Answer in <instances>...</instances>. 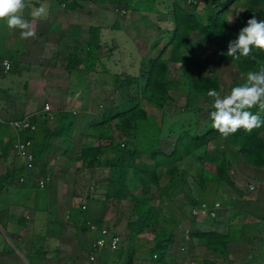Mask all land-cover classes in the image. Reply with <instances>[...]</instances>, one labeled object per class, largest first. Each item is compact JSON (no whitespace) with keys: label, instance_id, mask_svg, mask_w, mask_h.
Masks as SVG:
<instances>
[{"label":"crops","instance_id":"crops-1","mask_svg":"<svg viewBox=\"0 0 264 264\" xmlns=\"http://www.w3.org/2000/svg\"><path fill=\"white\" fill-rule=\"evenodd\" d=\"M174 1L176 0H39V2L32 0V4L36 7H39V3L46 4L48 15L45 19L33 21L30 16L31 8L25 9L24 18L33 23L35 30V35L29 39H21L19 29H9L4 21H0V57L11 61L13 66L11 73L22 68V74L25 73L26 76L25 83H21L20 86L23 89L19 94L21 98L15 99L0 88V96L3 95V100L6 102V104L0 103V143L5 147L11 142L15 134L10 129L9 123L23 118H29L30 122L31 119H35V124L32 123L36 126V131L33 134L35 145H41L46 141L47 132L51 134L61 128L59 131L61 137L52 136L50 140L52 151L36 165L33 171L29 172L32 180L28 185L19 186L16 182V176L25 171L21 161L16 159L14 162L12 150L6 156L0 152V264H163L151 257L154 240L151 244L144 242L147 247L150 246V250L147 251L142 244L135 241L137 236L132 235L127 228L125 229L130 236H127V240L121 244L120 249L123 251L120 254L104 251L96 256L94 263L89 262L87 246L92 236L87 232V228V231H82L85 226L84 222L88 218H85L84 214L82 219H77L78 222L73 221V223H71L72 221L68 222L67 219L72 218L71 214L83 204L85 199L92 202L91 205H85L91 218H93L92 208L97 207L103 212L109 205L112 208L118 206L114 205L111 200H106L109 180L107 168H83L85 164L77 159L80 155L79 152L86 148L82 146L84 145V136L94 129L97 130V127L88 126L89 117L86 114H81L79 110L76 111V114H71L74 116L71 120H68L70 118V114H67L68 110L61 109L54 112L53 108L55 107L49 102L46 104L50 107V111H44V105H39V102L34 98L37 95H34L33 87L46 85L44 82L41 84L42 79L38 74L47 69L45 65H49V69H55L62 65L58 61L64 60V56L69 53L72 45L75 46L74 48H81L82 45V48L85 49L91 28L99 29L100 44L105 43L108 47L107 53L112 52V48L117 46L115 45V36L121 39V43L123 38L129 39L128 36L135 40L137 34L150 30L155 24L161 25L162 27H159L162 29L169 28L172 31L171 13ZM177 1L183 8L185 0ZM225 1L216 2L213 0L209 1L207 5L208 8L215 9L216 5ZM243 2L246 5L242 12L236 13L231 8ZM230 8L231 10H229ZM263 9L264 0H236L224 12V19L227 24L231 25L233 22H227L230 18H233L234 21L241 14H246L250 18L251 14ZM140 19H144V21H140ZM201 19L205 20V18ZM106 35L110 37L111 42L105 41ZM117 44L120 46L119 43ZM221 64L224 66V64L230 63ZM64 68L66 69V65ZM80 69L77 67V71ZM66 72V76L72 74L67 70ZM8 74L0 73V87H4L2 82ZM19 77L21 78L20 75ZM69 84L65 86L64 95L66 93V97H63L61 104H67L68 100L69 102L73 101V104L76 102L81 105L82 100L75 92L77 88L80 90L83 88L84 81L80 79L75 82L72 88L76 89L72 91H70ZM30 87L33 89V93ZM5 96L12 98L5 101ZM69 122L71 123L68 125ZM66 123L70 132L68 131L65 138H62ZM59 141L60 143H58ZM56 142L62 146L61 150L56 148ZM65 147H70V149ZM67 150H69L68 153H66ZM75 151H78V155H72L71 152ZM80 168L82 170L79 172ZM254 171L259 175L261 173V169H254ZM39 179H48L47 189L43 188L47 192L41 193V196L35 192L29 195L28 191L38 186ZM96 181H99L97 187L104 189L99 194L95 190ZM151 189L150 193H152ZM156 194L167 199V202H169L168 199L173 200L175 204H177V197L180 195L165 191ZM188 197L192 199L193 203H189L191 210L185 216L182 215V211L177 205H174V212L170 214L166 212V207L160 206L163 219H161L162 224L158 229L161 231L160 233L168 229L172 230L173 235V242L167 250L164 264H181L189 258V253L191 256H196V264H264L262 216L248 212L245 207L231 210L220 206L214 208L213 205L209 206L208 210L213 215L208 212H198L193 215L192 210L199 209L196 205V202L199 201L194 196ZM231 197L233 202L236 201L240 205L246 203L242 199L243 195L238 196L234 193ZM150 204L154 206L151 200ZM129 212V210L126 211L128 215ZM101 214L93 219L103 221ZM199 232L229 236L230 240L225 251L207 250L203 246L202 239L197 237ZM247 232L250 235L252 232L256 233L255 237L258 239L256 243L253 242L252 236L245 235ZM86 236L89 238L85 239ZM81 237H84L83 240ZM152 237L154 238V234ZM2 240H5L3 245L1 244ZM7 242L16 253L11 252L6 246Z\"/></svg>","mask_w":264,"mask_h":264},{"label":"rangeland","instance_id":"rangeland-1","mask_svg":"<svg viewBox=\"0 0 264 264\" xmlns=\"http://www.w3.org/2000/svg\"><path fill=\"white\" fill-rule=\"evenodd\" d=\"M209 1L212 2L213 0H185L183 8L188 11L192 9V5H194L196 6L195 13L200 18H205V10L208 8V5L204 3ZM215 1L222 2V0ZM245 5L243 2L242 4L231 8L236 13H238L242 12ZM231 8L229 10H231ZM140 21H144V19H140ZM159 26L161 25L155 24L150 28V30L148 29L141 34H137V36H135V40H133L130 36H128L129 39L123 38L122 43L121 39L115 36L114 40L116 41L115 45L117 46L114 48L110 47L113 50L112 52L107 53L108 47L105 45V43H101V49L98 54L99 61L96 63L97 71L95 73H83V71H81L83 70V67L80 66L81 69L79 71H75V73L72 72V74H68L66 76L67 72L64 66L67 63V58L71 54L76 53L78 58H85L86 50L82 48V45L80 44L82 49L78 47L74 48L75 46L73 47L72 45L69 53L64 56V60L60 59L58 61L62 63V65H56L57 68L55 69H49V65H45L47 69L40 71L38 76L40 79H42L41 84L44 82L46 85L33 87L34 95H37V97L34 98L41 106H45L46 102L53 104L55 107L53 108L54 112L61 109L68 110L67 114H70V118L68 120L73 119L74 116L71 114H76L77 110H79L81 114H86L89 117L87 122L88 126L92 128L97 127V130L94 129L84 136V145L82 146H108V144H110L108 140H101L98 138L99 130L101 128L105 129L115 126L118 120L112 119L110 123L107 122L105 125H102L103 116H105L109 110L115 108L116 104H120L126 98L131 96L130 94H133L134 96L141 95L140 92L137 93L135 90L133 92H124L125 90L123 89V91L116 92L115 77L137 76L142 60L155 59L159 56L160 52L163 50L166 43H168L169 37L171 36V31L169 28H167L169 25L166 27L168 30L162 29V26ZM163 28H165V26ZM105 41L108 43L111 42V39L108 35H106ZM117 43H119L120 46ZM169 52L170 49L168 48L162 58L167 59ZM181 54L184 56H189L195 60L194 75H204L209 70L214 71L217 74L219 80L218 92H220L222 96L227 94L232 87L237 86V83L241 79V75L237 72V69L233 66V64H224L223 66V64L220 63V47L215 44L203 43L202 37L198 36L197 34H192L190 43L182 50ZM169 67L171 70V78L178 79V76L181 74L180 66L176 65L175 63H169ZM21 70L22 68L17 69L14 73L6 75L4 82H2L4 87H0L5 91L6 94L12 95L15 99L21 98L19 94L23 89L20 86L21 83H25L26 79L25 73L22 74L23 71ZM78 73H81V75H78ZM19 75L22 79L19 77ZM9 78L11 79L9 80ZM80 79L81 81H84L83 88L81 90L78 88H72L74 83ZM67 84L70 85V91L76 89L75 93L78 94L82 100L81 105L77 104L76 102L73 104V101L69 102L68 100L67 104H61L63 97H66V93L64 95V90H66L65 86ZM33 89L30 87L32 93ZM169 95L172 97V100L167 102L160 109L149 104L147 101L143 100L141 102V107L147 114L146 120H140L135 128L127 135H121L118 132L113 133V137L120 141L118 142L121 144V148H136L139 151H143L150 145H156L160 152L164 154H170L173 151L174 145L176 144L180 133L182 134V132L190 130L193 134H199L202 127L212 126V122L209 118L210 111L206 110L207 108L211 107L213 102L212 98L206 95H197L194 92H187L186 89L183 92L170 91ZM5 97V101L12 98L7 96ZM1 102H4L3 95L2 97L0 96V103ZM4 103L6 104V102ZM73 109L75 110L74 112ZM70 123L71 122H69L68 125ZM63 130L64 133L62 138H65V134L68 133V131L70 132L67 123L65 124ZM261 135L264 137V131L261 133ZM58 143H60V141ZM58 143L55 146L58 150H61L62 146ZM65 148L70 149V147ZM68 151L69 150H67L66 153H68ZM56 152L58 153V151ZM236 152L237 148L230 145V143L228 144L226 142L217 141L212 142L204 149H201L200 155H203V159L201 160L198 159V152H194L189 156H185L180 162L176 164L178 172L177 175H175L174 186L167 191V193L174 195L180 194L177 197V204H175L173 200L170 204L167 202V199L159 197V195L156 194L158 191L154 187H152V193H150L151 203L154 206L160 207L162 205V207H166V212L169 214L174 212V205H177V207L181 209L183 216L188 215L190 213L191 206L189 205L186 198L187 195L183 194L184 190L186 189L185 192H188L187 194H189V196H194V198L199 201L196 205H199L200 203L202 205L204 204L208 210L209 206H214L215 204H219L220 207L231 210H235L239 207H245L248 212H252L256 215L258 214L264 218V168L261 169L260 175L255 173L254 169L250 165H247L242 160V158L236 156ZM71 153L72 155H78V151ZM222 155H225L229 160L231 166L229 170L230 176L238 186L239 190L242 192L244 197L242 199L246 201V203L242 205L236 201H232L231 196L234 194V192L227 185L222 182H215L210 178L215 174L216 166L222 160ZM112 156V153H108L103 155L100 160L105 161L112 158ZM13 160L16 162V159ZM83 168L87 167L85 166ZM81 170V168L78 169L79 172ZM106 170L109 171L108 169ZM165 170L166 168H161L158 171V182L160 187H164L169 181V176L166 174ZM129 180L132 183V179L130 178ZM202 180H205L204 183H202ZM97 183H99V181H96L95 190L99 194V192H103L104 189H102V187H97ZM250 186H254V189L250 190ZM32 192H35V194L41 196V193L47 191L39 189L37 186L36 188L28 191V193H30L29 195H31ZM132 195H142L140 187L136 186L131 189L129 196ZM162 202L163 204H161ZM91 204L92 202L89 199H85L83 204L78 206V208L82 207L83 205L85 206ZM201 204L197 207H201ZM119 206H113L112 208L111 205H109V207L104 209L103 212H101L100 209L98 210L97 207L92 208L93 211L91 214L94 218L99 216L101 213H104L101 214V216L103 215L102 225L111 227L112 231H116L117 229L118 233L123 236V240L121 241V244H123L125 242L124 238L130 236L125 229L126 225L127 223L134 221L135 218L126 213L127 205L125 202L121 203ZM78 208L75 209L71 214L72 218L67 219L68 222H78L77 219H82L84 214L85 218H88L89 221L93 222L94 219L91 218V215L89 214L90 212H87L88 210L82 212V210H79ZM86 227L87 226H84L82 231L86 230ZM158 228L159 226L148 228L142 234L137 236L135 241H137L138 244H142V246H144V248L149 251L150 246L147 247L144 242L148 244L153 243L152 241L154 238L152 237V232H161L159 230L160 228ZM2 234L1 237L3 236ZM245 235L252 236L253 242L255 241V243L258 240L255 237L256 233L253 234L252 232L250 235L247 232ZM88 238L89 237L85 239ZM4 241L5 240H2V245L5 244L3 243ZM9 245L10 244L7 242L6 246L11 250V252H15L13 247L11 245L9 247ZM115 254L117 255L118 253ZM16 255L18 256V254ZM145 256H147V253H145ZM192 256L191 253H189V258L185 259L186 261H183L181 264H196V256ZM246 260H244V263H246Z\"/></svg>","mask_w":264,"mask_h":264},{"label":"trees","instance_id":"trees-1","mask_svg":"<svg viewBox=\"0 0 264 264\" xmlns=\"http://www.w3.org/2000/svg\"><path fill=\"white\" fill-rule=\"evenodd\" d=\"M234 1L236 0H226L224 3L216 5L215 9L207 8L209 10H205V20L201 19L195 13L196 6L192 5V9L187 11L181 7L177 0L174 1L171 16L173 30L171 31L168 43H166L159 56L155 59L142 60L137 76L115 77L116 92L123 91V89L125 90L124 92H133L135 90L137 93L140 92L141 95L134 96L130 94L131 96L120 104H116L115 108H112L103 116L102 125H105L107 122L110 123L112 119L118 120L115 126L109 127L108 125L109 128H101L99 130L98 138L108 140L110 142L108 146L96 145L86 147L81 150L77 158L87 168L105 167L109 170L106 200H111L114 205L116 204L118 206L125 202L127 210L130 211L129 215L135 218L134 221L127 224L126 228L134 236L142 234L150 227L160 226L162 224V207L157 209L150 204V189L154 187L158 192H167L173 187L175 175L178 172L176 164L185 156L198 152V159L201 160L203 159V155H200L201 149H204L212 142L221 141L235 146L237 148L236 156L242 158L253 169L264 168V137L261 135L264 131V126L254 129L251 133L245 132L241 128L227 139L223 138L212 126L202 127L199 134H193L190 130H187L186 132H182V134L180 133L173 151L170 154L160 152L156 145H150L143 151H139L136 148H121L120 141L113 137L114 132L127 135L135 128L140 120H146L147 114L141 107L143 100L160 109L172 100V97L169 95L170 91L183 92L186 89L187 92H194L197 95L206 96L209 89L219 91V80L214 71L209 70L204 75H194L195 60L181 54L182 50L190 43L192 33H196L202 37L203 43L215 44L220 47V63L233 64L237 72L241 75V79L237 85L243 82L242 77L247 71L256 70L259 64L264 63V50L255 47L250 57H241L239 60L229 57L226 54L228 42L236 38L239 30L246 26V21L249 18L248 15L241 14L234 19L231 25L225 22L224 12ZM207 3L205 2L206 5ZM252 16L264 20V9L257 11L255 14H251L250 18ZM85 44L86 51L84 59L78 58L76 53L71 54L67 58L66 70L68 72L77 71V67L80 66L83 67L81 71L86 74L97 71L96 63L99 61L97 52L100 49L99 29L91 28L89 30L88 40ZM168 48L170 49L169 56L167 59H163L162 57ZM169 63L180 65L181 74L178 76V79L171 78ZM12 71L13 66L9 73ZM206 110L211 112L213 109L209 107ZM251 111L255 113L258 111V108H252ZM31 122L35 124V119H31ZM60 129L51 134L47 132L46 141L41 145H35L33 143L32 152L35 158V167L52 151L50 140L52 136L61 137L59 134ZM16 139L17 137L14 135L11 142L5 147L4 144L0 143L2 145L0 151L3 156H6L12 150ZM19 140L33 141V134H21ZM108 153H112V158L101 161V157ZM230 167L229 160L225 155H222V160L216 166L215 174L210 178L215 182L224 183L236 195L241 196L242 192L230 176ZM161 168H166L165 172L169 176V181L164 187H160L158 182V171ZM130 178L132 179V183L129 180ZM204 181L202 180V183ZM136 186L140 187L142 195L129 196L130 190ZM185 190L183 194L187 195L188 203H193L192 199L188 197V192H185ZM168 201L171 202L172 200L168 199ZM78 209L82 210L81 207ZM86 210L85 208L82 212ZM86 221L84 224H86ZM92 223L97 226L102 225L101 220H93ZM261 223L264 226V218ZM152 233L154 234V246L150 253L151 257L152 259H156L157 262L164 264L167 250L173 242L172 230L168 229L162 233ZM117 234L122 241L123 236L120 233ZM91 236L90 242H93L96 236ZM197 237L202 239L203 246L207 250L213 252H224L230 240L229 236H222L212 232H199ZM124 239L127 240V238ZM122 251L119 248L113 252L120 254ZM94 255L96 259V256L99 254Z\"/></svg>","mask_w":264,"mask_h":264},{"label":"clouds","instance_id":"clouds-1","mask_svg":"<svg viewBox=\"0 0 264 264\" xmlns=\"http://www.w3.org/2000/svg\"><path fill=\"white\" fill-rule=\"evenodd\" d=\"M39 2V0H38ZM30 7L33 21L45 19L48 6L39 3V7L32 4V0H0V21H4L9 29H19L21 39H29L35 35L34 25L24 18V11ZM233 22V18L227 20ZM264 50V20L252 16L246 21L236 38L227 44V56L239 60L250 57L253 48ZM9 69L11 65H8ZM243 82L230 91L221 95L215 89H209L207 96L212 98V111L209 118L212 128L223 138L227 139L241 128L248 133L264 126V63L256 70H249L242 77ZM252 108H258L253 113Z\"/></svg>","mask_w":264,"mask_h":264},{"label":"built area","instance_id":"built-area-1","mask_svg":"<svg viewBox=\"0 0 264 264\" xmlns=\"http://www.w3.org/2000/svg\"><path fill=\"white\" fill-rule=\"evenodd\" d=\"M11 65V61L5 58H0V73L2 74H8L11 70V67L9 69L8 65ZM44 111L48 112L50 111V107L46 104L44 106ZM9 127L12 130V132L18 137L16 143L13 145L12 148V154L15 159L18 161H21L22 167L25 172L18 174L16 176V182L20 185H28L31 183L32 176L29 174V172L34 170V163L35 158L32 152L33 148V141L32 140H25L21 141L19 140V136L23 133H29L34 134L36 131V126L30 122L29 118H23L20 120H15L9 123ZM2 145L0 144V150ZM1 152V151H0ZM29 170V171H27ZM48 179H39L38 181V187L43 189L47 186ZM254 186H250V190H253ZM219 204H215L214 208H218ZM82 210H84L86 207L83 205ZM198 212H208L210 215H213L212 212L208 211L206 205H202L199 209H193L192 214L196 215ZM85 226L88 227V232L90 235H95V239L93 242H90L87 246V256L88 260L91 263L95 262V255L94 254H100L104 251H116L121 246V238L118 236V232L112 231L111 227H108L106 225L97 226L96 224L86 221ZM155 258V256H153ZM194 264V263H192Z\"/></svg>","mask_w":264,"mask_h":264}]
</instances>
